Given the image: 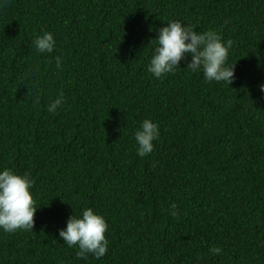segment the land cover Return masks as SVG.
<instances>
[{"label":"trees","instance_id":"1","mask_svg":"<svg viewBox=\"0 0 264 264\" xmlns=\"http://www.w3.org/2000/svg\"><path fill=\"white\" fill-rule=\"evenodd\" d=\"M168 21L231 40L233 82H205L186 68L190 57L153 77L154 39ZM43 32L52 54L32 43ZM261 83L264 0L0 5V169L29 173L38 207L32 231H0V264H264ZM145 119L160 137L140 158L134 133ZM85 208L109 225L99 260L77 259L58 235ZM213 246L222 253L210 255Z\"/></svg>","mask_w":264,"mask_h":264},{"label":"clouds","instance_id":"2","mask_svg":"<svg viewBox=\"0 0 264 264\" xmlns=\"http://www.w3.org/2000/svg\"><path fill=\"white\" fill-rule=\"evenodd\" d=\"M9 0H0V5ZM155 47L152 50L147 71L156 79H162L168 74H175L180 68V62L190 57L186 68L192 73L202 72L205 82L227 84L235 77V64L228 63L229 52L233 46L231 40L225 41L216 30L197 32L192 26L180 21H168L166 26L157 30ZM37 54H52L56 41L50 32H43L32 42ZM57 71L63 70L62 56H55ZM264 93V83L258 85ZM39 96L34 104L39 105ZM65 102L64 93L59 92L57 98L47 106L49 113H55ZM160 137L159 125L150 119L141 122L134 133L137 144L136 152L140 158L151 154L154 141ZM34 181L29 173L17 174L10 168L0 169V231L13 233L17 230L32 231L34 215L38 209L31 193ZM169 214L179 215L178 205L172 202ZM109 225L104 217L85 208L79 216L71 215L66 221V227L58 232L64 244L69 248H78L76 258L87 260L89 255L99 260L109 249V241L105 237ZM222 249L211 247L210 255H220Z\"/></svg>","mask_w":264,"mask_h":264}]
</instances>
